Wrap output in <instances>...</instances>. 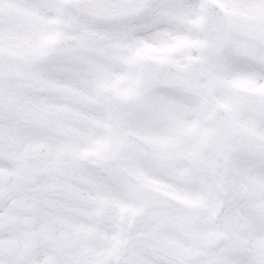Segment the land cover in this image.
Wrapping results in <instances>:
<instances>
[{"label": "snow or ice", "instance_id": "6c2138e0", "mask_svg": "<svg viewBox=\"0 0 264 264\" xmlns=\"http://www.w3.org/2000/svg\"><path fill=\"white\" fill-rule=\"evenodd\" d=\"M0 264H264V0H0Z\"/></svg>", "mask_w": 264, "mask_h": 264}]
</instances>
